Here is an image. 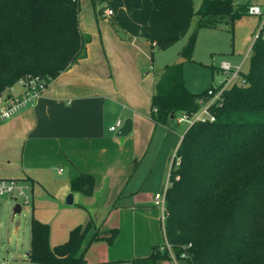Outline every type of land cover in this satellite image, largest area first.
<instances>
[{
    "label": "trees",
    "instance_id": "16d2710c",
    "mask_svg": "<svg viewBox=\"0 0 264 264\" xmlns=\"http://www.w3.org/2000/svg\"><path fill=\"white\" fill-rule=\"evenodd\" d=\"M97 18L105 9L116 32L141 37L154 48L167 49L184 36L194 15L197 27L180 54L154 81L151 118L172 123L175 115L196 113L207 100L209 85L188 89L184 60L191 59L200 28L233 29L248 14L249 1L89 0ZM80 0H0V96L19 79L39 76L46 85L86 56L90 35L79 28ZM264 29V23L261 26ZM249 68L209 106L213 120H196L179 139L177 160L170 167L165 193L164 240L131 264H157L185 257L191 264H264V37L251 46ZM94 176L80 172L72 191L91 195ZM96 240L112 244L117 228L101 231L92 220L73 227L66 241L49 244L50 226L33 215L27 259L32 264H91L82 245Z\"/></svg>",
    "mask_w": 264,
    "mask_h": 264
},
{
    "label": "crops",
    "instance_id": "0c3cea01",
    "mask_svg": "<svg viewBox=\"0 0 264 264\" xmlns=\"http://www.w3.org/2000/svg\"><path fill=\"white\" fill-rule=\"evenodd\" d=\"M103 19L112 31L106 41L93 30L81 29L90 35L86 56L52 79L32 105L0 120V176L29 185L32 215L49 224L51 247L66 241L73 227L92 220L101 231L117 228L118 234L112 244L101 239L86 246L91 230L82 245L87 262L131 264L132 259L147 256L152 245L163 242L164 230L154 204L155 194L149 192L160 182L154 183L151 177L143 181L135 178V170H130L139 162L132 146L134 139L116 135L127 118L131 131L141 125L135 100L122 90L118 60L131 59L136 74H147L146 53L153 45L141 37L116 32L109 19ZM20 91L15 83L8 93ZM152 91L153 85L151 95ZM111 126L116 128L111 130ZM168 126L176 128L174 123ZM185 130H177L179 139ZM80 172L94 176L91 195L70 188V180ZM69 194L71 203L66 202ZM112 212L119 216L116 221L110 217ZM61 216L64 232L57 233L54 223ZM97 247H102L103 256L90 259Z\"/></svg>",
    "mask_w": 264,
    "mask_h": 264
},
{
    "label": "rangeland",
    "instance_id": "374dc122",
    "mask_svg": "<svg viewBox=\"0 0 264 264\" xmlns=\"http://www.w3.org/2000/svg\"><path fill=\"white\" fill-rule=\"evenodd\" d=\"M233 1L235 4L241 5L249 0ZM201 2L202 0H193L195 11L200 9ZM258 4L262 9L264 8V3ZM79 14L80 29L93 30L94 33H99L101 39L105 41L112 34L107 21L101 18V14L105 15L104 11L98 15L96 20L89 0H80ZM197 20L198 15H194L187 33L167 49L161 50L148 47L146 53L147 59L145 61L147 67L144 71H149V73L145 74L143 71H139L136 74L131 59L127 61L118 60L120 63L119 71L122 90L129 96L131 101L135 100L137 115H139L141 123L135 131L127 134L130 140L134 139L132 146L139 156L138 164L135 168L132 166L130 170H135V178H140V181L151 177L154 183L160 182L154 189L148 190L151 195L164 191V188L168 185L170 167L173 160H177L175 145L180 135L177 130L184 128L187 130L189 127L188 123H177L176 119H173L172 124L176 125V128L173 130L169 128L168 124L155 122L150 119L151 110L149 103L151 88L153 82L160 74L161 67L184 59L181 57L180 52L196 29ZM262 22L263 18L258 15L244 14L235 21L232 30H229L227 26L198 29L191 51L192 60H184L183 63L184 78L188 89L198 92L209 86L212 82L225 78L226 75L219 70L222 61L234 67L241 65V72L235 78V81L241 82V73L247 72L249 68V57L252 52L251 46ZM92 51H95V49L93 50L92 48ZM245 54L249 55L246 59H244ZM123 101L127 104L126 100ZM180 115V113H177L175 118ZM141 192H143V189ZM26 194L30 197V190H27ZM17 203L21 209L19 212L14 213L13 208ZM157 209L159 208L157 207ZM32 214L31 202L22 204L21 199L13 201L8 197H0V264H31L26 259L29 250V222ZM110 217L116 221L119 216L115 212H112ZM62 218L63 216L55 221L57 224L54 223L57 233L64 232ZM96 249L90 256V259H98L103 256L102 247H97ZM157 264L191 263L187 258L181 256L161 260Z\"/></svg>",
    "mask_w": 264,
    "mask_h": 264
},
{
    "label": "built area",
    "instance_id": "2783aa9c",
    "mask_svg": "<svg viewBox=\"0 0 264 264\" xmlns=\"http://www.w3.org/2000/svg\"><path fill=\"white\" fill-rule=\"evenodd\" d=\"M246 11L248 14L258 15L259 17L263 18V22L259 26V30L255 38L258 36L264 37V29L261 28L264 23V8L262 9L259 4H250ZM104 14L106 16H110L112 14V10L107 8L104 10ZM220 69L226 75V77L223 82L213 85L207 90V94L209 95L208 101L201 99L199 101L201 106L196 113L192 115L181 114L176 118L177 122L191 124L196 120L205 121L206 119H214V115L210 112L209 106L219 100L224 89H226L233 81H235L236 76L241 72V65L234 67L231 64L222 61L220 63ZM17 83L21 87L20 93L16 95L8 93V91H10L12 88L11 86L0 96V120L9 118L23 108L32 105L47 86L45 80L39 76L22 78L19 79ZM119 124L120 122L118 121L117 125ZM115 128L116 126L110 127L111 130H114ZM167 187L168 185L164 188V191L157 192L154 195V204L159 208L160 221L162 225L167 215V209L165 205V193ZM27 190H30V187L27 183L17 179L3 178L0 176V197H8L13 201L21 199L22 204H28L30 202L31 196L29 197L26 194ZM166 249H168L170 255L173 257L169 244L166 245Z\"/></svg>",
    "mask_w": 264,
    "mask_h": 264
},
{
    "label": "water",
    "instance_id": "95a60500",
    "mask_svg": "<svg viewBox=\"0 0 264 264\" xmlns=\"http://www.w3.org/2000/svg\"><path fill=\"white\" fill-rule=\"evenodd\" d=\"M132 129V123L131 120L129 118L125 119L123 121V123L121 124V126L118 128L116 135L117 136H125L127 135ZM188 130V129H187ZM187 130H185V132H187ZM71 195L69 194L68 198L66 199V202L71 203ZM20 205L17 203L15 204L13 211L14 213H17L20 211ZM87 238V237H86ZM85 241V240H84ZM84 243V242H83Z\"/></svg>",
    "mask_w": 264,
    "mask_h": 264
}]
</instances>
